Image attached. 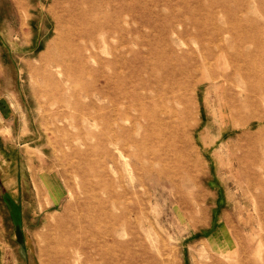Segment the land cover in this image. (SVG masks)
I'll use <instances>...</instances> for the list:
<instances>
[{
    "label": "rangeland",
    "instance_id": "1",
    "mask_svg": "<svg viewBox=\"0 0 264 264\" xmlns=\"http://www.w3.org/2000/svg\"><path fill=\"white\" fill-rule=\"evenodd\" d=\"M0 264H264V0H0Z\"/></svg>",
    "mask_w": 264,
    "mask_h": 264
},
{
    "label": "bare ground",
    "instance_id": "2",
    "mask_svg": "<svg viewBox=\"0 0 264 264\" xmlns=\"http://www.w3.org/2000/svg\"><path fill=\"white\" fill-rule=\"evenodd\" d=\"M192 80H196L197 81V79L196 78H193ZM195 82V81H194ZM195 84V83H194Z\"/></svg>",
    "mask_w": 264,
    "mask_h": 264
}]
</instances>
